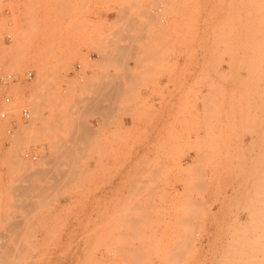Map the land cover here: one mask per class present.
I'll list each match as a JSON object with an SVG mask.
<instances>
[{
    "label": "rangeland",
    "instance_id": "374dc122",
    "mask_svg": "<svg viewBox=\"0 0 264 264\" xmlns=\"http://www.w3.org/2000/svg\"><path fill=\"white\" fill-rule=\"evenodd\" d=\"M9 74L0 264H264V0L0 1Z\"/></svg>",
    "mask_w": 264,
    "mask_h": 264
},
{
    "label": "built area",
    "instance_id": "2783aa9c",
    "mask_svg": "<svg viewBox=\"0 0 264 264\" xmlns=\"http://www.w3.org/2000/svg\"><path fill=\"white\" fill-rule=\"evenodd\" d=\"M0 1L2 3L6 2V0H0ZM7 39H10V37L7 36ZM32 78H33V73L32 72H28L25 75V81H31ZM18 79L19 78L16 77V75L9 74V75H6L5 77L0 78V84L8 85L10 83L17 82ZM2 103H3L4 106L9 107L13 103V100H12V98L10 96L6 95L2 99ZM9 116H10V112L8 110L4 109V110L0 111V119L1 120H7ZM20 116H21L22 120H28L30 118L29 111L26 108L21 109Z\"/></svg>",
    "mask_w": 264,
    "mask_h": 264
},
{
    "label": "crops",
    "instance_id": "0c3cea01",
    "mask_svg": "<svg viewBox=\"0 0 264 264\" xmlns=\"http://www.w3.org/2000/svg\"><path fill=\"white\" fill-rule=\"evenodd\" d=\"M127 72V71H126ZM102 108V106H96V107H92V109L93 110H95V111H98V110H100ZM110 118V117H109ZM124 124L126 125V126H128L129 124H130V121L128 120V119H125L124 121ZM100 124V121H98V120H94L93 121V127L94 128H97V126Z\"/></svg>",
    "mask_w": 264,
    "mask_h": 264
}]
</instances>
